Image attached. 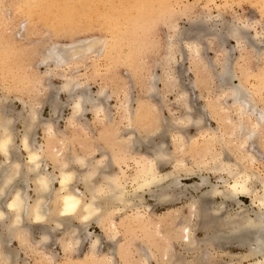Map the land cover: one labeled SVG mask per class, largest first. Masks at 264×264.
I'll return each instance as SVG.
<instances>
[{"label":"rangeland","instance_id":"374dc122","mask_svg":"<svg viewBox=\"0 0 264 264\" xmlns=\"http://www.w3.org/2000/svg\"><path fill=\"white\" fill-rule=\"evenodd\" d=\"M231 27L235 32H239V42L228 34V28ZM91 42H99V46L78 58L71 55L76 47L84 48ZM192 43L200 48L198 55L190 50L194 46ZM56 45L68 51L66 62L57 69L53 64H41L46 50L57 47ZM226 53L231 63V78L229 84L219 85L218 65ZM32 73L38 75V79ZM65 77H71L74 82L80 83V86L84 85L83 89L95 98L97 92L104 89L106 99H100L103 106L101 108L104 110L96 112L86 106L82 116L70 121L72 99H68V94L61 90L64 80L66 81ZM173 78L180 83L173 81ZM151 80L156 83L154 90L156 88L159 95H156V98L148 93L150 84L152 86ZM171 81L175 82V87ZM239 83L252 98L255 107V111L250 115L252 121L260 119L257 115L259 112L263 114L260 124L254 128L255 132H252L251 139L246 140L244 144L241 141L243 134L247 132L246 128H249V118L240 120L236 106L228 96L229 87ZM182 89L186 90L194 101V107L201 110L200 113L203 111V123L206 126L202 130H197L198 127L194 125L179 126L184 128L183 134L177 126L179 122L176 119L181 118L184 113L177 104L180 94L178 92ZM125 97L130 99L128 107H131L129 110L133 113L141 110L144 105L155 106V118L151 116L146 123L138 122L143 136L150 134L147 132H151V136L156 129H162L163 123L168 125L169 121L171 124L176 122L177 127L172 128L169 124L170 127L166 131L164 144L166 151L172 156L161 167V171L172 170L175 159L182 158L185 169H182L179 175L182 183L187 184L184 185L186 191L181 187L185 192L181 193L182 196L175 197L171 203H155L156 200L145 193L138 208H116L113 219L117 228L113 238L109 237L108 229L99 226L95 218L84 223L73 219L72 224L80 226L90 235L84 237L81 229L79 235L84 238L70 250L62 248L63 240L68 237V230L63 227L65 225L52 229L50 227L54 223H46L44 226H47L48 234L43 242L41 235L45 229L40 231L39 223L27 219L24 221L28 229L24 244L15 236H8L6 230L1 228L3 223L8 221L0 220V236L2 239H8H3L1 248L4 251L11 248L14 254L13 259L11 258L13 261L9 260L6 264H95L94 259L109 253L115 245L124 246L127 254L125 257L114 254V264H139L143 255L154 250L155 244L161 248L169 240L172 247L170 252L173 255L167 263L161 264L199 263L197 260L202 257L201 251L195 250L194 246L200 244L204 249L200 240L203 238V231L200 228L192 227L193 230L195 228L193 234L199 242L191 246V249H187L180 239L170 235L177 224L182 223L181 217L188 214L186 204L189 199L199 197L209 188L205 185L197 190L191 189L195 182H199V177L196 173H184L200 171L197 164L201 146L207 141L212 142L211 150L221 152L235 169L245 168V171L253 174L249 185L254 192L261 191V181H264V0H0V111L5 109L15 119L13 142L19 151L21 164L27 160V153L20 140L23 122L18 115L20 112L26 113L30 106L37 110L40 121L31 132L35 147H55L54 149L60 150L61 158L69 161L75 154L84 155V158L100 157L105 161L110 156L113 170L123 167L126 174L133 173L137 168L135 161L141 155L121 147L120 140L127 137L128 125L137 126L134 118H129V121V116L125 118ZM55 102L59 105L54 115L51 108ZM49 118L53 121L52 129L55 131L52 139L42 125ZM236 124L239 129H233ZM189 135L195 138L192 147V143L186 144ZM176 137H182L181 140L186 144L183 152H179L174 145ZM159 140L156 137L155 141ZM91 148L92 154L87 151ZM143 149L140 148L144 152ZM104 153L108 156L105 157ZM246 155L252 157L251 162L245 158ZM205 159L207 160V156ZM1 160L3 155L0 154ZM45 163L46 168L52 170L51 161L45 159L42 166H45ZM208 167L209 164L205 167L202 165L199 173L208 176L210 183H218L221 186V181L215 179ZM186 168L190 170L186 171ZM55 173L58 172L55 170ZM221 175L232 180L226 171L221 172ZM80 179L79 176L73 184L88 197L89 193L85 191ZM17 184L18 187L24 186L29 195L28 203H32L36 196L32 180ZM53 185L58 187L57 182H53ZM14 187L6 189L0 196V211L7 212L5 204L15 191ZM127 189H131L129 184ZM106 191V194L111 193L108 189ZM236 199L239 202H224L218 195L211 198L213 207L223 208V216L234 213L238 215V211L244 212L243 209L256 208L251 205L250 197L246 195L238 194ZM145 205H150L151 210L148 211ZM136 208L144 211L145 221L156 222L155 226L159 224L158 217H163L167 212L177 210L176 219L171 221L169 217L162 218L157 228L160 235H145V231L137 227L132 219ZM105 223L103 224L107 226ZM95 236L99 239L100 247L97 254L91 256L89 245ZM220 242L219 245L207 246L206 250H203L206 252L208 264H250L257 259H241L240 255L245 254L246 249L239 241H231L230 244H224L221 240ZM0 264H5L1 257ZM145 264L157 263L154 258L148 256Z\"/></svg>","mask_w":264,"mask_h":264},{"label":"bare ground","instance_id":"6f19581e","mask_svg":"<svg viewBox=\"0 0 264 264\" xmlns=\"http://www.w3.org/2000/svg\"><path fill=\"white\" fill-rule=\"evenodd\" d=\"M228 29V34L234 37L237 42H239V32H235L234 30H232V27ZM95 43L91 42L90 45L88 44L89 46L87 45L84 48L76 47L71 52V55L78 58L85 52L91 51V49H94L99 44V42L98 44ZM192 45H194V43H192ZM56 46L57 47H51L46 50L44 57H42V60L40 61L41 64L45 63L46 65L50 66L53 64L55 69H57V67H59L62 63L66 62L65 59L68 57V51L64 47H59L58 45ZM199 49L200 48H197V46L194 45L190 50L193 51L192 53L198 55ZM228 56L229 55L226 53V56H224L225 58L223 57L224 59L218 65L219 70L217 72V75L219 78V85L229 84V79L231 78V63ZM45 74L49 73L46 72ZM34 76H37V79L39 77L38 75ZM65 78L66 81L64 80L61 90L65 91L68 94V99H72V115L69 119L70 121L72 119L77 120V117H80L84 110H86V106H90L91 110H95L96 112L98 110L99 112L104 110L103 108H101L102 102H100L101 97H103L102 101H105L106 99L104 89H100L97 92V96L95 98L92 97L87 90L83 89L84 85L80 86V83L74 82L71 77ZM175 79L173 81H175ZM175 82L171 83L174 87ZM154 83L155 81H152V86L150 84L148 93L149 95H152L154 96V98H156L155 96L159 95L156 93V88L154 90L156 84ZM177 83L179 84L180 82L177 81ZM241 85L242 84L239 83L238 85L229 87L228 96L230 97V99H232L233 104H235L236 111L238 112L240 120L249 118L247 120L249 123V125L247 124V126L249 128H246L247 132L244 131L246 132L245 134H243L245 139L243 138L241 141V143L244 144L246 140L251 139V135H253L252 132H255L254 128H256L260 124L263 114L262 112H259V114L257 115H259L260 119L252 121L250 115L252 114L255 107L252 104V98L249 97L250 95H247L248 92L246 94L244 87H242ZM184 89H182L181 92H178L180 94L178 95L179 97L177 103L179 107L183 109L184 113L181 118H179L178 120L176 119V121L179 122L177 126L179 129H181L180 132H183V134V126L186 127L188 125H194V127H198L197 130H202L206 126L203 123L205 117H203V111L200 113L201 110H198V108L194 107V105L192 104V102L194 101H192L191 97ZM127 97H125L124 101L125 107L123 105L125 115H127L125 118L129 116L128 121L129 118H134V120L136 121L135 124L137 126L132 127L130 124L128 125L127 137L125 136L120 140L121 147L128 150H133L132 152L140 154L142 157H140L141 159H136L135 164L137 168L133 173L129 175L124 172L123 167L118 168V170H113L111 167L112 163L110 162V156H108L107 153H104L105 157H109L106 159V161L101 159L100 157H86L87 154L85 155L86 158H84V155L75 154L70 159V162L65 158H61L62 154L60 150L54 149L55 147L47 146L46 148H43L41 145L35 147L33 145V143L35 142L32 141L31 132L34 130L35 126L40 123V121L37 110L34 107L30 106L28 107V110L26 109V113L20 112L18 115V117L21 118L23 122V133L20 140L23 149H25L27 153V160L24 164H21L19 161V151H17V148L14 145L15 142H13V124L15 122V119L14 117H11L12 114L10 116V114L7 113L5 109H2L3 112L0 111V154L3 155V160L0 161V196L3 195L2 193H4L6 189L14 187L17 183H26L27 180H32V182L34 183L33 190L36 194L32 203H28L29 195L23 188L24 186L22 187V185H20V187H18L17 184V186L14 187L15 191L11 194V198L5 204L7 212L5 213V211H0V220L3 222L4 219H7L8 221L7 223H3V225L1 224V228L6 230L8 236L13 235L18 238L21 243L25 244V236L27 235L26 232H28V229L24 221L28 219L30 222L32 221L34 223H39L41 225L40 231L45 229L44 232H42L43 234L41 233V239H43L42 241L44 242L45 239H47L48 234V229L46 230L47 226L44 225H46V223L49 224L52 222L54 223L53 226L50 227L52 229L56 226L58 227L65 225L63 227L68 230V232L66 233L68 237L67 240H63L62 248L64 250H70L71 248L75 247L83 237H80L79 235L82 228L78 225L72 224L73 219L84 223L91 218H95L97 219L99 226L101 228L103 227L104 229H108L109 237L113 238L116 234L117 228L116 222L113 219V213L117 210L116 208H119V210L129 207L138 208V205L141 204L139 202H142L141 200L144 199L143 194L145 193H148L151 198L155 199V203H171V201H174L175 197H177L178 195L182 196L181 193L183 194L187 189L186 186H184L187 184L182 183L180 179L181 175H179L182 169H185L184 160L182 158L175 159L172 170L161 171V167L165 165L172 156L166 151V141L164 142V139L166 138L165 136L167 134L166 131H168V127H170L169 124H171L170 121L168 122L169 126L167 124L161 123L162 125H164L162 129H156L155 131L154 129H152L154 132L151 136V132L146 131L150 134L143 136L138 128V122L146 123L148 118H150L151 116L154 117L153 110L155 111V106L154 104L144 105L142 106L141 110L133 113L131 109L129 110V108H131L128 107L130 105V99H127ZM58 105V102L52 103L51 109L54 115L57 112L56 110L58 109ZM42 125L44 126L45 132L52 139V134H55V131L52 129V119L49 118V120L43 122ZM132 125H134V123H132ZM175 126L176 122H173V124H171V127L174 128ZM236 127H238L237 124L233 127V129H235ZM239 128L240 127H238L237 129ZM156 137L160 140L155 141ZM177 137L174 138V145L179 152H183L185 142L184 140H181L182 137ZM193 137L194 136L189 135L188 139L186 138V144L192 143L190 147L193 146V140L195 139ZM219 137L222 138L221 136ZM220 138H218V140ZM220 142H222V139ZM211 143L212 142L207 141L200 148V160L199 164H197L198 170L201 171L200 167L202 165L203 167H205L207 166V164H209L208 169L214 174L215 179H219L221 181L222 185L219 186L218 183H210L208 176L199 173L200 171L184 172L185 175L196 173L199 177V182H195L196 184L194 183L195 185L193 184V186H191V189L194 188L193 190H197L201 186L205 185H207L209 188L203 191L199 197L193 198L190 196L192 200L189 199L190 201L186 204L188 208L187 211L189 212H187V215L182 216L181 219L179 216H177L179 217L180 221L182 220V223L177 224V226L175 225L176 227L173 229L174 231L170 235V237L175 236V238L180 239V242L184 247H186L187 249H191V246H194L195 243L199 242L193 234L194 230L196 227L200 228V230L203 231V238L200 240H202L201 243L204 244V249L202 246H199L200 244H196V246H194V249L197 251L200 250L202 255V257L197 260L199 261L198 264H200V262L201 264L207 263V259L205 258L206 252H204L203 250H206L207 246L218 244L220 240L224 241V244H230L231 241H239L241 243L240 245L244 246L246 249L245 254L240 255L241 259L255 257L257 258L255 262H251L250 264H264V181H261V191L258 193L254 192L255 190L253 191L252 187L249 185L253 174L245 171V168L241 169L240 167H238L235 169L230 164L227 157L222 156L223 154L221 152H214L211 150ZM239 145H237V147ZM140 148H144V152L141 151ZM87 151L88 153H91V151L93 152V149L91 148ZM206 156L207 160L205 159ZM245 158L249 162L252 161V157H249V155H246ZM45 159L51 161L52 170L46 168L47 163H45V166H42V162H44ZM242 159L244 158H241V160ZM55 170L58 173H55ZM189 170L190 169L186 168V171ZM224 171H226L227 175H229V178L232 179L231 181L221 175V172ZM79 176L81 177L80 180H82L81 182L85 191L89 193L88 197H85L86 194L73 184L77 181V178ZM53 182H57V188H55ZM128 184L131 189H127ZM181 187H184L185 191L181 189ZM107 189L111 192L110 194H106ZM252 192L254 193L253 196ZM238 194L250 197L251 205L253 204V206H255L256 208L243 209L244 212L239 213L238 211V215L234 213L233 215L227 214L223 216L221 214V211H223V208L221 206L216 208L213 207V201L211 200V198H213L214 196L218 195L222 197L224 199V202L225 200H235L239 202L236 199ZM149 206L150 205H147L145 207L146 209L148 208V211L152 208L151 206V208ZM137 208L134 214L132 213L133 221L137 224V227H140L142 231H145V235H150L151 233V235L153 236L155 234L160 235V232L157 230V228H159V224L162 222V218L169 217L172 221V219L175 218V211H177L173 209L175 211L167 212L165 215H163V217H158L159 224L155 226L156 222L154 223L152 220L145 221L143 214L144 211L142 212ZM104 222H106L105 224H107V226L103 224ZM150 224L154 225L155 227L152 228ZM192 227H195L194 230ZM83 230L84 229H82V231ZM148 230L152 232H149ZM85 231L81 232L82 234L84 233V237L90 235V233H88L87 231L86 233ZM146 232H148L149 234ZM3 239L0 236V257L6 264L9 260L13 259L12 256H14V254L10 250L11 248L7 249V251L2 250L3 248H1V245H3ZM6 240L8 239H5V241ZM109 241L112 242L114 240ZM164 241L165 240H162V242ZM169 242L170 240L166 245L161 246V248L160 246L158 247V245L155 244L154 250L150 253H147V255L145 254L147 251H144L145 256L143 255V257L139 260V264H145L148 256L150 258H154L157 264H161L164 262L167 263V261L170 260L173 255V253L170 252L171 246ZM89 247V253L91 256L97 254L100 246L99 239L96 236L95 238H93V240L90 241ZM111 250L112 251H110L109 253H104L97 259H94L96 260V262H93L95 264H114V254H119L123 257H125L127 254V250L124 248V246L122 247L115 245L112 246Z\"/></svg>","mask_w":264,"mask_h":264}]
</instances>
